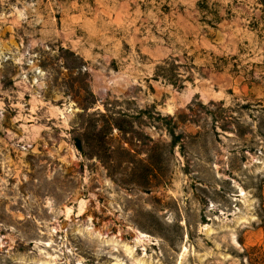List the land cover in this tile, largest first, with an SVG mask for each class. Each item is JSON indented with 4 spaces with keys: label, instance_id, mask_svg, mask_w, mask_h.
Listing matches in <instances>:
<instances>
[{
    "label": "rangeland",
    "instance_id": "rangeland-1",
    "mask_svg": "<svg viewBox=\"0 0 264 264\" xmlns=\"http://www.w3.org/2000/svg\"><path fill=\"white\" fill-rule=\"evenodd\" d=\"M61 48L88 67L97 103L87 115L119 105L137 135L165 145L163 118L194 122L151 183L146 139L107 135L138 153L136 171L122 153L111 173L76 148L91 98ZM172 55L198 68L181 91L153 79ZM233 56L237 76L206 66ZM262 109L258 0H0V264H242L244 248H264Z\"/></svg>",
    "mask_w": 264,
    "mask_h": 264
},
{
    "label": "trees",
    "instance_id": "trees-1",
    "mask_svg": "<svg viewBox=\"0 0 264 264\" xmlns=\"http://www.w3.org/2000/svg\"><path fill=\"white\" fill-rule=\"evenodd\" d=\"M202 1L204 3L210 2V0ZM258 1L264 8V0ZM198 7H201V2L198 3ZM215 14L216 19L213 22L208 23L213 28H215L217 24L221 22L222 19L218 15V13ZM60 52H62V54L60 55L63 63L62 67L67 69V72L69 73L70 77H72V73L74 71L77 72V75L81 77L79 81L76 80V82H78L77 84L79 89L82 90L86 96L91 98L89 102L86 101L84 105L83 103L81 104L82 108L84 109V115L88 116V118L90 117V120L86 122L87 124L85 125V128L83 127V124L77 128L80 130L83 129L84 131L82 134L83 136L77 135L74 138V145L76 146V148L85 156H95L96 158L100 159L104 163L108 171H110L111 173L115 171L116 166L119 163V161H117L116 153H122L125 156L123 164L127 165V169L136 171L137 168L133 166V160L136 158V155L138 153H133V149H115L111 146V140L107 139V135H110L113 132V129L116 128L123 135L132 133L135 139L142 143H145L146 139V146L149 145L147 141H150L152 143V146L148 151H146V163L143 161L140 162L143 163V169L146 172L147 184L151 183L152 178L158 177L159 172L162 170L163 153L166 151V148L169 147L171 150L173 149L174 151L175 147L180 142L181 136L176 135V131L179 130L180 127L182 125H185L187 122H194L188 120L185 115L169 117L168 119L163 118L164 120H166L163 127L168 132L171 139V143L165 145L160 142L153 143V140L147 134L137 135L134 130V124H132V122L129 120L128 113L123 109H117L119 105L117 106L112 103H107L104 105V112L97 111L91 114V116L87 115V111L97 103V99L95 98L90 89L91 77L88 71V67L86 66L84 60L80 56L76 55L75 52L64 48H61ZM211 54L213 55V53ZM229 61L225 57H221L219 58L218 62H210L206 66L220 73L228 71L234 76L239 75V64L237 63L238 57L233 56L230 58ZM194 63L195 57H188L187 55H184V62H182L180 59L174 57L173 55L169 56L167 59L163 60L156 66L153 79L162 81L181 91L186 87L187 82L194 83L195 81V70H198V68L195 66ZM230 63H232V69H229ZM249 84H258V82L252 79ZM85 100L86 99L84 98L83 101ZM193 104L194 103H192L189 107L190 112H192ZM210 104H213V102H211ZM247 107V105L243 106V108ZM261 113L264 117V109L261 110ZM146 118L150 120L152 119L150 111L147 109ZM147 124L148 122H146V126ZM149 126L155 125L150 122ZM246 134L247 133H238L237 135L242 138ZM261 136H264V133H261ZM83 137L89 142L87 147L84 145L85 141L83 140ZM260 218L262 223L261 228L264 229V215H261ZM240 245L243 247L245 246L244 240L240 241ZM241 263L264 264V248L262 246H253L247 249L244 248V251L241 254Z\"/></svg>",
    "mask_w": 264,
    "mask_h": 264
},
{
    "label": "bare ground",
    "instance_id": "bare-ground-1",
    "mask_svg": "<svg viewBox=\"0 0 264 264\" xmlns=\"http://www.w3.org/2000/svg\"><path fill=\"white\" fill-rule=\"evenodd\" d=\"M63 113V112H62Z\"/></svg>",
    "mask_w": 264,
    "mask_h": 264
}]
</instances>
